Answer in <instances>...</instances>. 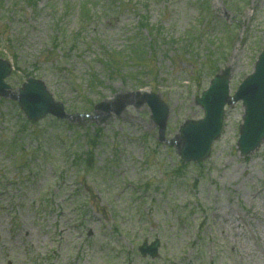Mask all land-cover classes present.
Masks as SVG:
<instances>
[{
    "label": "rangeland",
    "instance_id": "obj_1",
    "mask_svg": "<svg viewBox=\"0 0 264 264\" xmlns=\"http://www.w3.org/2000/svg\"><path fill=\"white\" fill-rule=\"evenodd\" d=\"M263 48L264 0H0L13 89L30 74L90 115L86 100L157 92L167 137L202 117L195 97L213 69L229 65L233 93ZM121 100L102 125L67 126L25 124L0 98V264H264V140L238 155L241 103L226 108L210 157L176 171L147 106ZM155 238L158 257H141L137 245Z\"/></svg>",
    "mask_w": 264,
    "mask_h": 264
},
{
    "label": "water",
    "instance_id": "obj_2",
    "mask_svg": "<svg viewBox=\"0 0 264 264\" xmlns=\"http://www.w3.org/2000/svg\"><path fill=\"white\" fill-rule=\"evenodd\" d=\"M9 72V66L0 60V95L9 96L17 100L23 112L29 119H38L48 112L66 117L62 106L53 102L51 95L41 81L29 79L19 90L18 94L12 93L3 79ZM229 69H225L217 76L210 88L198 100L204 109L205 118L196 122H187L181 130L180 138L171 141L181 148L184 159L199 160L206 156L211 140L214 139L221 127L222 107L228 101V77ZM240 86V90L234 99L242 98L245 106L243 123L240 126L238 149L242 155L255 150L264 138V53L260 56L256 74ZM156 97L149 98L153 107V118L159 126L162 136L167 110ZM181 145V146H180ZM148 250L154 251L152 246Z\"/></svg>",
    "mask_w": 264,
    "mask_h": 264
},
{
    "label": "trees",
    "instance_id": "obj_3",
    "mask_svg": "<svg viewBox=\"0 0 264 264\" xmlns=\"http://www.w3.org/2000/svg\"><path fill=\"white\" fill-rule=\"evenodd\" d=\"M27 3V5L33 6L35 3V0H22Z\"/></svg>",
    "mask_w": 264,
    "mask_h": 264
}]
</instances>
